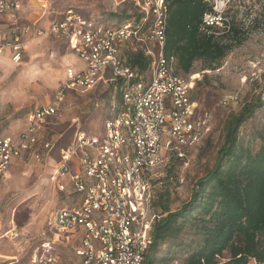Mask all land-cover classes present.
<instances>
[{"label":"built area","instance_id":"2783aa9c","mask_svg":"<svg viewBox=\"0 0 264 264\" xmlns=\"http://www.w3.org/2000/svg\"><path fill=\"white\" fill-rule=\"evenodd\" d=\"M124 1L140 9V21L111 26L68 9L44 29L37 22L17 19L25 0H0V14L12 20L9 30L0 31V54L7 53L19 64L25 35L47 32L63 38L84 64L66 68L54 101L35 108L18 136L0 135V186L12 163L40 143L46 119L60 111L69 92L91 90L105 79L120 82V109L105 119L104 133L78 130L72 142L60 149L51 178L58 191L77 199L55 212L27 264H143L159 217L152 208L155 191L149 171L165 162L164 150L188 166L187 149L200 144L210 131L211 113L197 114L192 100L196 75L187 78L178 73L176 58L165 54L167 1ZM211 5L212 12L204 17L206 25H223L227 0ZM130 41L145 44L151 58L149 73L141 75L126 63L121 48ZM165 135L168 140L163 144ZM42 146L52 150L55 143L44 141ZM70 239L76 241L71 243L75 257L66 261L59 249ZM248 264L264 262L251 258Z\"/></svg>","mask_w":264,"mask_h":264},{"label":"rangeland","instance_id":"374dc122","mask_svg":"<svg viewBox=\"0 0 264 264\" xmlns=\"http://www.w3.org/2000/svg\"><path fill=\"white\" fill-rule=\"evenodd\" d=\"M208 1L212 4L215 0ZM135 6L124 0H43L42 3L25 0L17 19L22 23L37 22V26L49 29L54 20L74 9L93 21L114 26L127 20L137 21L140 9ZM263 14L264 0H227L225 18L243 27L244 42L232 49L216 69H204L203 63L196 61L191 73L180 72L187 78L196 75L192 100L197 114L211 113L210 131L200 144L187 149L188 166H183L174 153L164 150L165 162L149 171L152 191L158 196L155 209L152 206L157 215L163 212L160 203L165 201L166 194L171 210L179 209L190 199L196 181L217 159L229 117L248 99L262 96L264 101V23L260 20ZM11 21L8 15L0 14V31L9 30ZM24 40L26 48L21 63H13L7 53L0 54L1 136H18L28 126L35 108L54 101L66 68L84 66L60 36L47 32L38 35L33 31ZM146 44L155 48L152 43L146 41ZM135 47V42L124 43L122 56ZM120 101V88L107 79L91 90L69 92L60 111L46 119L39 133L40 143L12 163L0 186V264H27L37 248L40 232L49 227L55 212L74 204L77 197L58 191L51 178L60 159V149L72 142L78 130L102 135L105 119L118 112ZM262 129L264 106L242 125L240 137L257 149L260 141L252 140V133ZM163 139L166 144L168 137L165 135ZM44 141H52L55 147L44 148ZM199 239L186 227L180 235L161 245L156 264H184ZM72 242L70 239L60 245L61 250L58 248L66 261L75 257Z\"/></svg>","mask_w":264,"mask_h":264},{"label":"trees","instance_id":"16d2710c","mask_svg":"<svg viewBox=\"0 0 264 264\" xmlns=\"http://www.w3.org/2000/svg\"><path fill=\"white\" fill-rule=\"evenodd\" d=\"M166 1L165 54L176 58L178 73H191L196 61H201L204 69H216L232 49L244 42L245 31L234 21L206 25L205 14L213 10L208 0ZM142 17L139 12L137 21ZM260 20L264 23V14ZM145 48L138 43L125 55L126 63L141 75L149 73L151 66ZM262 106V96L248 99L229 117L217 159L196 181L187 202L171 210L166 194L143 264H156L161 245L186 227L200 239L184 264H248L251 258L264 262V129L252 133V140L260 141L257 149L240 137L242 125ZM157 198L154 192V209Z\"/></svg>","mask_w":264,"mask_h":264}]
</instances>
